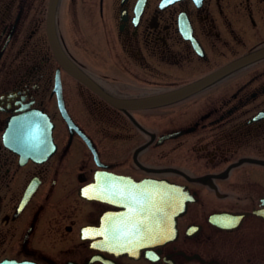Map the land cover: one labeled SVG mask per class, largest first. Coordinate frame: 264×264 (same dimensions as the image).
<instances>
[{"label": "flooded vegetation", "instance_id": "af4514ba", "mask_svg": "<svg viewBox=\"0 0 264 264\" xmlns=\"http://www.w3.org/2000/svg\"><path fill=\"white\" fill-rule=\"evenodd\" d=\"M262 202L264 0H0V264H264Z\"/></svg>", "mask_w": 264, "mask_h": 264}, {"label": "water", "instance_id": "95a60500", "mask_svg": "<svg viewBox=\"0 0 264 264\" xmlns=\"http://www.w3.org/2000/svg\"><path fill=\"white\" fill-rule=\"evenodd\" d=\"M244 63H247V62H235L234 64L216 72L206 81L191 85L190 87H187L181 91L173 93L167 97H158V98L148 99V100L133 101L131 103H128V104L124 103V104L128 106H132L134 108H141V107L151 108V107H156V106H160V105H164V104L176 101L196 91L204 83L208 82L209 80L214 79L220 75H223L233 70L234 68L239 67L240 65ZM61 64L66 66L65 62ZM9 123H10V127L8 128L6 132L8 135V139H9L8 147L13 152L19 155H22L23 152L27 154H37V150L40 145L39 140L37 139L38 133L40 132V130L37 128V126L42 125V124H47L48 123L47 117L44 115H41L40 113L33 112L29 114L28 113L23 114L19 117H14ZM15 137L18 138L16 141L14 139ZM42 143H44V145L46 146L45 142H42ZM147 194L150 197L151 196L154 197L153 203L155 205L161 204V203H164L165 207L168 205L166 210L169 211L170 215L168 216V218L166 216V218L168 219L166 221L168 222L165 223V226L169 224V220H172L170 221L172 223L175 222V217L183 211L182 209L184 205L179 206L178 200H176L179 194L178 188L171 184L170 185L166 184L163 187L161 186V184H153L152 186L150 185V192L148 191ZM134 196L139 197L140 194L136 195L135 193ZM158 207H161V206H155V209H157ZM1 264H32V263H29V262L16 263L13 261H4Z\"/></svg>", "mask_w": 264, "mask_h": 264}, {"label": "snow or ice", "instance_id": "6c2138e0", "mask_svg": "<svg viewBox=\"0 0 264 264\" xmlns=\"http://www.w3.org/2000/svg\"><path fill=\"white\" fill-rule=\"evenodd\" d=\"M168 2H171V0H168ZM262 203H264V202H262Z\"/></svg>", "mask_w": 264, "mask_h": 264}]
</instances>
